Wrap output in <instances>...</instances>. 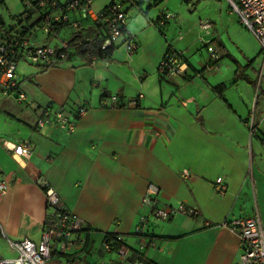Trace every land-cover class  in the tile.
Listing matches in <instances>:
<instances>
[{"label": "crops", "instance_id": "1", "mask_svg": "<svg viewBox=\"0 0 264 264\" xmlns=\"http://www.w3.org/2000/svg\"><path fill=\"white\" fill-rule=\"evenodd\" d=\"M38 16L30 14L27 20L26 39L32 46L54 47L68 39V29L48 37ZM39 30L46 36H37ZM163 31L156 22L139 23L134 29L125 25L109 58L97 64L75 55L49 69L35 65L21 79L16 76L25 97L21 102L14 94H2L0 86V180L9 183L0 201L1 258L15 256L7 239L39 241L46 216L45 197L36 185L41 179L57 192L61 205L84 222L83 249L74 257H59L63 263L100 264L107 259L102 243L111 234L127 248L128 263L241 264L238 235L226 224L257 216L264 226V114L255 119L256 103L254 113L244 109L243 100L235 107L224 94V81L212 84L205 79L184 51L163 44ZM87 32L91 28L86 24ZM136 33L137 42L131 35ZM127 36L136 45L134 54L122 49L115 54ZM168 49L179 51L184 75L164 78L157 73ZM236 70V76L248 80L246 66ZM113 95L119 107L99 103ZM79 105L85 112L76 116ZM46 108H64L73 120L72 132L38 128ZM23 140L31 143L28 159H14L3 147V142ZM217 177L227 185L222 196L214 192ZM149 183L158 188L160 206L184 205L196 209L198 216L149 220L144 235L134 234V226L148 212L140 201ZM53 257L44 264H58Z\"/></svg>", "mask_w": 264, "mask_h": 264}, {"label": "built area", "instance_id": "2", "mask_svg": "<svg viewBox=\"0 0 264 264\" xmlns=\"http://www.w3.org/2000/svg\"><path fill=\"white\" fill-rule=\"evenodd\" d=\"M93 0H69L61 2L60 0H23L24 9H37L41 20L38 23L45 34H53L54 29H67L78 36L85 35L82 28L85 25L97 27L102 32L98 36L99 41L97 49L105 52L114 48L119 39L125 34V17L122 7L124 4L138 7V3H154L161 0H112L99 11H94ZM229 11L233 12L238 19V23L243 26L249 34L259 44L260 61L257 65V83L264 81V0H225ZM160 28L164 22H157ZM201 28L207 29L206 24H201ZM15 32V31H14ZM5 31H0V86L1 93L5 96L14 94L18 102L24 100V94L18 90L16 79V68L19 60L27 61L36 66L54 67L63 64L69 55L77 53L79 57H88L91 65L97 63V60H105L98 56H89L91 38H76L69 43V39L59 40L54 46L39 45L32 46L28 39H22L14 33L7 35ZM127 36L123 42L128 54H134L136 45ZM180 54L172 49L161 58L158 64L157 72L160 76H181L185 73L184 62L181 63ZM209 62V61H208ZM210 62H216V57L211 56ZM207 66V65H206ZM208 67V66H207ZM103 107H119V98L115 95L102 97L99 102ZM85 108L79 105L75 109L76 116H81ZM58 127L65 134H70L74 128L73 120L69 119L64 108H57L51 112L48 108L44 109L42 117L37 120V127L43 128ZM250 135H254L255 130L252 118L248 122ZM3 147L11 152L13 158H30L32 153L30 141H16L15 143L3 142ZM37 187L45 197L46 216L45 223L40 232L38 242L29 239L12 241L7 239L10 250L14 251L12 258H1L0 264H44L52 256L74 257L78 250H82L85 245L83 232L85 231L84 222L76 214L66 210L61 205L60 198L46 181L36 180ZM214 185V192L217 195H224L227 185L222 177H217ZM9 189V183L0 180V201L6 195ZM158 188L149 183L141 198V205L148 212L146 216L140 218L133 232L137 235L145 234V227L149 220L168 221L175 214L186 216H198V211L194 208H188L184 205L173 207H163L157 202ZM226 226L233 232H236L240 241L239 258L241 264H264V226H261L257 216L247 219H233ZM0 234L4 237L0 224ZM107 259L100 264H148L147 262L134 259L127 262L128 251L121 243V238L113 236L102 243ZM150 264V263H149Z\"/></svg>", "mask_w": 264, "mask_h": 264}, {"label": "rangeland", "instance_id": "3", "mask_svg": "<svg viewBox=\"0 0 264 264\" xmlns=\"http://www.w3.org/2000/svg\"><path fill=\"white\" fill-rule=\"evenodd\" d=\"M60 1L63 3L65 0ZM108 2L109 0H93L92 8L94 11H99L108 5ZM125 9V25L131 26L132 29L139 23L153 22H156L159 28L157 22H164V26L160 29L164 30L166 41L164 42L163 35L160 37L166 47L168 43L171 45L173 43L176 51H184L183 55L189 58L192 65L201 70V73H204V78L210 83L213 84L219 79L224 81L226 84L224 94L233 101L235 107L241 105L243 100L244 109L248 107V111L253 112L256 103L258 110L256 114L253 112L255 119L257 120L260 114H264V82L255 83L257 65L260 61L259 44L238 23L237 16L229 11L225 0H161L156 5L153 1L143 3L141 10L139 7L124 4L122 10ZM23 11L24 7L20 0H0V23L6 26L14 25L13 17L23 14ZM203 23L207 25L205 30L201 28ZM35 34L46 36L41 30L36 31ZM131 35L137 42L138 34ZM35 41L37 45L41 44V38ZM119 49L126 51L124 44H121L115 50V54ZM186 49H189V52L185 53ZM211 56L216 57V62H210ZM239 66H246L247 70H243V73H246L248 80L236 76V69ZM31 68L36 66L19 60L16 76L19 75L21 79ZM193 74L192 72L191 75ZM53 258H56L58 264H73L63 263L64 258ZM79 264H83V260H80Z\"/></svg>", "mask_w": 264, "mask_h": 264}, {"label": "trees", "instance_id": "4", "mask_svg": "<svg viewBox=\"0 0 264 264\" xmlns=\"http://www.w3.org/2000/svg\"><path fill=\"white\" fill-rule=\"evenodd\" d=\"M22 1L23 0H20L21 3H22ZM110 1H112V0H110ZM141 4L142 3H138V7H139L140 10H141ZM156 4L157 3H155V5ZM37 11L38 10L35 9V8H32L30 10L24 9L23 14H21V15H19L17 17H13V21L16 22L15 25H10L9 28L4 29V30L0 27V31L8 32V33H6L7 35H10V33H15L16 36H18L19 38H22V39L27 38V33L29 32L28 30L30 28V25H28V21L27 20L30 19V14H34V15L38 14L39 12H37ZM40 20H41V16H38V19H36V21H38V23H39ZM24 22H27V23L23 25ZM0 26H2V23H0ZM90 28H91V33H88L87 32V33H85V35H81L83 37H86L87 36V37H89V38L92 39L91 42L89 43V45H90L89 46L90 47L89 56H94L95 55V56H98V57H101V58H104V59H108L109 58V54H110V52H111V50L113 48H111L110 50L105 51V52H101L99 49H97V44H98V41H99L98 36L102 35V32L97 27L96 28L95 27H90ZM67 29L70 31L69 32L70 36L68 37L70 44H72V41H74L76 38H81V36L75 35L71 31L70 28H67ZM59 30L60 29H54V32H57ZM82 31H83V28H82ZM46 35H48V37H49L52 34H46ZM75 55L77 56L78 55V52L69 55L68 58H67V60H69L72 56H75ZM87 59H88V57L84 58V61L88 64L89 62H88ZM49 68H51V67H46L44 69H49ZM238 77H241V76H238ZM215 89L216 88H213V90H215ZM113 236L114 235H111V234L106 235L103 242H105V240L111 239Z\"/></svg>", "mask_w": 264, "mask_h": 264}]
</instances>
